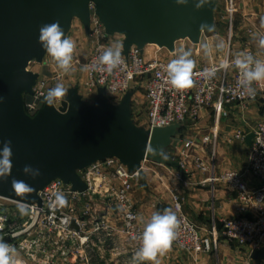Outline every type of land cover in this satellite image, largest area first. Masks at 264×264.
I'll use <instances>...</instances> for the list:
<instances>
[{"label": "built area", "instance_id": "obj_1", "mask_svg": "<svg viewBox=\"0 0 264 264\" xmlns=\"http://www.w3.org/2000/svg\"><path fill=\"white\" fill-rule=\"evenodd\" d=\"M90 9L89 37L94 44L84 64L83 85L94 98L98 90L104 88L113 104H119L130 91L134 92L135 100L136 88H142L146 115L143 117L142 113L133 110V118L142 119L145 129L172 124L194 125L211 108L216 112V118L221 119L226 106L238 105L244 110L258 99L259 85H253L256 87L254 97L241 95L240 72L233 63L238 54L231 52L223 63L229 65L226 68L218 63L203 65L198 54L191 53L190 58L195 64L194 84L186 90H176L167 78L166 66L180 55L177 50L171 53L173 57L148 58L145 52L133 46L128 55L122 53L124 64L121 68L111 74L99 70L98 58L109 48L111 36L106 35L93 4ZM227 9L234 10L228 5ZM242 53L258 58L251 47H245ZM210 68L217 71L214 77L208 78L204 73ZM222 71L225 76L221 81ZM52 81L48 77L38 78L34 93L26 100L29 115L34 116L40 110L52 88ZM55 104L61 106L56 101ZM217 133L218 130L214 133L215 139ZM249 134H254V139L247 152L246 169L242 172L227 170L218 178H211L237 193L238 209L244 215L226 218L220 229L214 227L211 234L204 235L183 212L179 196H174L180 229L172 245L181 253H209L221 237L231 244L249 248L250 252L264 246V120L257 122L250 131L237 132L235 137L246 141ZM204 141L211 143L212 138L206 136ZM172 146L176 150L184 148L185 159L179 161L182 169L193 162L200 171H209L211 164L206 158L190 153L197 146L194 139L177 134ZM80 174L87 184L86 190H73L71 184L56 179L39 193L41 205L0 196V239H9L5 242L15 247L21 264H153L134 259L139 246L135 237L144 227L133 197L138 173H131L118 159L109 158L93 163ZM247 174L258 181L257 187L250 186ZM57 195H62L65 203L53 207ZM22 208L25 211L22 212Z\"/></svg>", "mask_w": 264, "mask_h": 264}, {"label": "water", "instance_id": "obj_2", "mask_svg": "<svg viewBox=\"0 0 264 264\" xmlns=\"http://www.w3.org/2000/svg\"><path fill=\"white\" fill-rule=\"evenodd\" d=\"M198 0L178 5L176 0H0V146L11 141L12 172L0 180V196L25 204H42L39 193L52 181L61 179L73 190L84 191L81 171L98 161L116 158L146 184L144 163L152 161L182 170L181 163L168 150L181 124L153 130L138 126L133 118L130 91L119 104L109 101L100 88L88 102L79 87L68 90L57 107L46 99L34 116L26 111V100L34 93L40 74L30 69L34 61L42 63L48 54L38 42L43 24L59 21L68 38L73 21H81L87 35L91 29V4L103 23L107 36L124 37V55L133 46L144 52L157 45L174 53L180 40L195 45L206 32H215V13L220 0H209L199 10ZM210 27L201 30V24ZM254 134L247 136L251 146ZM39 169L35 179L22 169ZM24 180L31 191L12 188V179ZM7 241L9 239H3ZM251 258L264 261V247L253 250Z\"/></svg>", "mask_w": 264, "mask_h": 264}, {"label": "crops", "instance_id": "obj_3", "mask_svg": "<svg viewBox=\"0 0 264 264\" xmlns=\"http://www.w3.org/2000/svg\"><path fill=\"white\" fill-rule=\"evenodd\" d=\"M256 21L258 19L252 17L248 18L245 23L242 21L235 23L236 37L240 39V49L234 52L241 54V49L244 48L242 46L245 45V47L253 48L259 59H264V50L258 46V37L264 35V27L261 28L262 32L260 31L259 34L257 29L254 28V25L257 24ZM216 32L215 25V32L212 33ZM243 34L245 38H243ZM243 39L245 43L241 41ZM180 41H184V44L179 48L178 43ZM180 41L176 44L178 53L181 51L180 49L183 51L189 49V52L194 50V53L199 56V52L205 49V46L207 48L211 46V39L206 37L205 33L198 45L190 42L192 46H189L187 39ZM241 42H243L242 46H240ZM158 49L164 50V48ZM145 50V55L148 58L158 57V53L151 55L152 53H149L148 48ZM152 51L157 52V50ZM213 112V108L209 109L196 124L183 125V129L178 132V135L189 137L196 141V154L207 160L210 159L209 156L213 157L208 172L200 171L193 162L186 164L182 170L178 169L180 171L178 174L162 168L164 164L155 163L157 166L153 167L152 174L146 172V184L141 179L136 180L133 197L143 225L153 212L162 213L166 208L173 210L175 204L174 196L176 195L179 196V203L183 212L200 227L202 233H209L214 227L220 229L222 221L226 218L244 215L238 209L237 193L231 191L221 181H214L211 178L214 176L218 178L227 170L242 172L246 169L248 165L247 152L250 146L247 141H241L235 135L241 130H252V127L257 122L264 120V85H259L258 99L246 109L242 110L238 105L226 106V113L220 122L217 121ZM216 130H218V136L215 139L214 133ZM206 136L212 138L211 143L204 141ZM183 150L184 148L180 147L177 153H181V151L183 153ZM246 178L251 187L259 185L252 175L247 174ZM247 216H253V214H248ZM215 249L217 251L216 257L206 253L187 255L171 245L169 250L162 255H158L157 261L158 264H215L214 262L216 261L217 264H264L263 260L251 258L252 252H250L249 248L231 244L223 237L215 244ZM152 263L156 264V262Z\"/></svg>", "mask_w": 264, "mask_h": 264}, {"label": "clouds", "instance_id": "obj_4", "mask_svg": "<svg viewBox=\"0 0 264 264\" xmlns=\"http://www.w3.org/2000/svg\"><path fill=\"white\" fill-rule=\"evenodd\" d=\"M178 5H186L188 0H176ZM209 0H198L195 4L196 9L207 5ZM264 25V21L261 22ZM201 30L210 27L207 24H201ZM38 42L49 56L55 61L56 66L63 73L68 74L72 71L75 56L76 45L71 39L65 37L64 31L59 21L50 24H43L39 29ZM258 46L264 50V35L258 37ZM222 48L223 44L217 45ZM207 50V46H205ZM191 53L181 51L177 58L172 59L166 66L168 82L176 90H186L193 86L194 61L190 58ZM235 67L240 72L239 86L242 89L241 95L254 97L256 87L253 85H264V59H258L251 54H238L234 60ZM124 64L122 56V46L114 45L106 49L98 58L97 67L101 71L109 74L114 70L121 68ZM227 63L221 67H228ZM216 68L206 69L204 75L208 78L214 77ZM68 90L61 83H57L54 88L48 90L46 101L49 104L58 99L64 98ZM2 99V98H0ZM12 147L11 141L2 142L0 146V180H6L12 172ZM25 176L32 179L38 177L41 173L39 169H34L30 165H25L22 169ZM13 190L25 193L31 191L30 185L24 180L12 179ZM65 200L62 195H57L53 207L64 205ZM21 211H25L22 208ZM180 229V220L177 214L171 209L166 208L162 213L153 212L151 217L144 224L142 232L135 237L138 242V249L135 252L136 261L156 262L158 255L170 249L173 242L178 238ZM18 254L14 246L0 239V264H21L17 258Z\"/></svg>", "mask_w": 264, "mask_h": 264}, {"label": "rangeland", "instance_id": "obj_5", "mask_svg": "<svg viewBox=\"0 0 264 264\" xmlns=\"http://www.w3.org/2000/svg\"><path fill=\"white\" fill-rule=\"evenodd\" d=\"M228 7L232 6L233 11H228ZM232 11V12H231ZM255 17L258 19L257 24L254 25V28L257 29V31L260 34L261 28L264 27L262 25V21H264V0H221L215 14L216 18V33H205V36L211 39V46L209 48L203 49L199 52V57L201 59V63L203 65H208L211 63H218L223 64L224 60L228 57L229 52L235 53L239 51V40L236 37V22L242 21L245 23L248 18ZM248 28V27H247ZM262 32V31H261ZM264 33V32H263ZM217 34V36H216ZM243 38H245V35L243 34ZM250 38V37H249ZM68 39H71L75 42L76 49H75V56L73 61V68L72 71L68 74L63 73L61 70H59L56 66L55 61L52 59L51 56L48 54L46 55L44 61L42 63H38L36 61L32 62L30 64V69L34 72H37L40 74L41 77H48L49 79H52V88H54L57 83L63 84V86L69 90L73 87H79L80 93L83 95V98L88 102H93L94 97L83 85V82L85 81V70H84V64L88 58V56L91 54L93 50V40L87 35L83 24L79 19H75L73 21V27L69 33ZM122 40H124V37L120 34L113 35L108 40V46L112 47L114 45H121ZM249 40V39H248ZM244 41L245 40H241ZM189 46H192L190 41L187 39ZM223 44L222 48H218L217 45ZM184 44V41H180L178 43V46H182ZM243 45V42H241V45ZM236 46V47H235ZM244 48L241 49L243 51L245 49V45L242 46ZM149 49V53H152L151 55H158V57H173L167 49H158L157 45H149L145 49ZM151 48V49H150ZM123 50V47H122ZM145 50V51H146ZM152 50H157V52H153ZM161 50V51H160ZM182 51V49H180ZM181 51H179L178 54H181ZM190 51L189 49L187 50ZM235 51V52H234ZM190 53H194V50H191ZM224 72H221L220 79L221 81L224 79ZM136 97L135 100H133V110L137 111L138 114L142 113V116L145 117L146 115V103H145V97H144V91L142 88H136ZM67 96V95H66ZM66 96L62 99L56 100L58 105L62 104V101L65 100ZM214 115H216L215 111L213 112ZM142 117V118H143ZM216 117V116H215ZM224 117V114H223ZM221 117V119L223 118ZM221 121V119H218V116L216 118ZM134 121L137 125H141L142 119L136 120L134 118ZM218 135V133H217ZM184 152V151H183ZM190 153L194 154L195 151L192 149ZM168 155L172 158H174L177 161H181L185 159L184 154L177 153V150L174 146H171L168 150ZM192 158V157H191ZM189 160H192V159ZM207 161H209V164L212 163V156ZM157 166V164L153 163L152 161H146L145 162V172L152 174L153 167ZM163 165L162 168L171 170V172H175L178 174V169L172 167V166H166ZM173 211L177 213L176 205L173 206ZM212 230L209 233H202L204 235L211 234ZM206 254H212L216 257L217 251L214 248L211 252ZM217 262V261H216ZM214 262L215 264H217Z\"/></svg>", "mask_w": 264, "mask_h": 264}, {"label": "bare ground", "instance_id": "obj_6", "mask_svg": "<svg viewBox=\"0 0 264 264\" xmlns=\"http://www.w3.org/2000/svg\"><path fill=\"white\" fill-rule=\"evenodd\" d=\"M147 46H149V45H147ZM147 46H146V47H147ZM146 47H145V48H146Z\"/></svg>", "mask_w": 264, "mask_h": 264}]
</instances>
